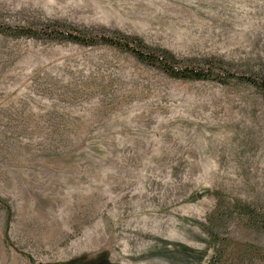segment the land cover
I'll use <instances>...</instances> for the list:
<instances>
[{"label":"rangeland","instance_id":"obj_1","mask_svg":"<svg viewBox=\"0 0 264 264\" xmlns=\"http://www.w3.org/2000/svg\"><path fill=\"white\" fill-rule=\"evenodd\" d=\"M0 21L264 75V0H0ZM242 205L264 214L260 88L0 31V264H264Z\"/></svg>","mask_w":264,"mask_h":264},{"label":"trees","instance_id":"obj_2","mask_svg":"<svg viewBox=\"0 0 264 264\" xmlns=\"http://www.w3.org/2000/svg\"><path fill=\"white\" fill-rule=\"evenodd\" d=\"M0 31L7 32L13 35H30L35 37L47 38H62L66 40H73L79 43H106L114 45L124 51H129L137 59L146 62L149 65L158 67L166 72L171 77H178L182 79L193 78H210L219 82L226 77H235L253 84L264 92V75L252 72H241L235 69L226 67L219 57H205L194 62L189 59H182L176 57L172 52L163 47H150L145 44L137 36L124 34L120 32L108 33L105 31L99 32H82L75 27L64 25L63 23L55 22L53 24L41 23L35 24H18L12 25L0 21ZM248 207L241 206L248 215V220H254L258 227L264 226V214H254L253 210H247ZM215 253V252H214ZM213 255V251H212ZM209 262V260H208ZM207 264H211L210 262Z\"/></svg>","mask_w":264,"mask_h":264}]
</instances>
